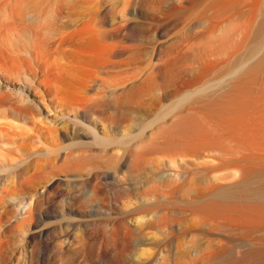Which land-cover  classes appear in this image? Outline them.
Wrapping results in <instances>:
<instances>
[{"label": "rangeland", "instance_id": "rangeland-1", "mask_svg": "<svg viewBox=\"0 0 264 264\" xmlns=\"http://www.w3.org/2000/svg\"><path fill=\"white\" fill-rule=\"evenodd\" d=\"M261 25L264 0H0V119L3 121L4 114L19 105L28 106L30 111L17 115L22 128L13 125L11 130L9 124L0 121V142L4 141L0 151L5 152H0V192L6 175L21 181V190L34 189L53 176L50 166L62 154L74 150L91 156L97 167L70 170L68 177L60 171L64 184L59 188L66 194L51 198L59 208L65 204L81 208V201L97 199L88 191L87 178L93 172L102 174L105 166L112 170L110 167L125 163L133 153L136 156L131 161L137 170L134 179L146 182L158 174L174 175L168 148L151 149V142L163 139L164 129L175 116L194 105L195 97L221 93L232 76L264 53V35L254 39ZM89 39L97 43L91 40V47ZM94 43L100 48L95 49L98 45ZM75 129L85 135L79 147L61 136V131L74 133ZM195 145L191 152L196 155L190 162L195 168L193 178L200 201L209 190L228 183L231 178H222L230 175L238 154L225 144L221 151L208 147L194 150L200 147ZM147 173L149 177L144 176ZM117 175L119 181L115 178L111 185L97 180L103 187L101 198L112 208V216L87 217L88 221L80 213L74 216L84 218L77 221L86 238L84 245L80 244L82 248L99 242L94 228L97 224L103 232L104 222L108 224L111 218L110 222L123 224L130 220V198L123 189L118 192L117 185L128 186L132 176L123 172ZM215 216L201 212L195 216V247L202 253L227 248L230 257L239 259L247 248L264 243V230H245L243 225ZM52 219H46L45 225L57 222ZM60 222L67 224V220ZM1 230L0 225V236ZM14 233L4 242L11 243L7 247L17 259V254L23 257L20 251L33 244L23 232L15 229ZM113 233L112 240L124 245ZM185 234L184 230L176 236L175 246L181 244L182 237L187 242ZM64 235L61 240L49 236L41 245L36 244L38 257L48 258L52 248H61ZM183 244L177 247L186 248ZM22 260H15L16 264Z\"/></svg>", "mask_w": 264, "mask_h": 264}, {"label": "bare ground", "instance_id": "bare-ground-1", "mask_svg": "<svg viewBox=\"0 0 264 264\" xmlns=\"http://www.w3.org/2000/svg\"><path fill=\"white\" fill-rule=\"evenodd\" d=\"M254 33V39L264 35V25L259 26ZM89 40L93 41L94 39ZM94 42L97 43L96 40ZM95 45L97 46L98 44ZM100 46L98 45L95 49L100 48ZM91 47H93L92 44ZM255 48L257 46L252 49ZM157 55L159 56L161 53ZM232 77V80H230L231 78L229 79L230 82L221 93L195 97L194 105L187 108L179 116H175L170 125L168 124V127L164 129L163 139L159 142L155 141L156 143L154 141L151 142L152 144L149 146L151 149L165 147L164 150H166L168 148L167 150L169 151H166L170 154V160H172V163L170 162L172 165H170L173 166L171 168L174 169V175L165 176V174H158L153 177L154 179L146 182L140 181L141 179H134L133 175L137 170L132 164L133 160L131 161L136 156L133 153L130 155L131 158H127L125 163L119 164L121 163L119 159V165L110 167L112 170L108 166V169L105 166L103 170L99 167L98 170H102V174L96 175L93 172L94 175L92 174V176L87 178L88 181L85 184L89 187L88 191L94 194L97 199L91 200L92 202L95 201V204L88 199L79 200L82 202L81 206L83 208L77 207L78 209L68 207L69 204L65 206L66 204L64 205L62 200L63 203H60L64 206L59 208L60 206L58 207L57 204L52 203L53 199L51 198L61 192L63 195L66 194H64V191H60V185L63 183L62 179H64L60 178V175H62L60 171L66 172L67 174H64V177H68L70 170L78 169L79 171L87 168V166L92 168L95 162L91 156L78 154L75 152L76 150L62 154L58 161L50 166L53 176L47 181L39 182L38 186L28 191L21 190V181H16V178L14 179L15 181L12 179L15 176L6 175L2 180L0 192L2 193L0 194V225L2 228L0 236V264H16L15 260L20 258H23V260L21 263L17 261L19 264H264V243L261 245L258 243L251 249L247 248L244 255L239 259L230 257L231 255L228 254L227 248L210 249L205 251L204 254L202 253L203 250L195 247L196 233L198 232L195 233V230H197L195 216L198 212L225 218V221L227 220L229 223L236 222L238 225L245 226V230L247 228L250 231L264 230V53L253 59ZM4 93L8 92L5 91ZM3 94L1 95L3 96ZM20 112H30L29 107L19 105L15 109L13 108L12 112L4 114L6 122L5 119L3 121L0 119V121L9 124L11 128L14 126L19 128L21 123L19 124L17 115ZM1 122L0 124L2 125ZM61 136L64 140L69 142L71 140L72 142L70 143L74 144V147H77L76 145L79 147L82 145L81 141H83L82 139L85 135L75 129L74 133L63 130L61 131ZM6 142L8 144V141L5 140ZM2 143L4 141L1 140L0 146ZM14 143L16 144V141ZM14 143H12L13 146ZM195 144L200 145V147ZM224 144L238 154L232 162L233 166L230 175L222 178V180L231 178L229 180L230 183L229 181L225 184L221 183L217 188L206 192L203 197L200 195L202 199L199 201L196 193L198 190H196L197 187H195L196 184H194L193 178L195 168L192 165V161L196 154H194L195 151L191 152L192 146L195 145L197 147H194V150L202 149V147H205L204 149L208 147V150L221 147L224 150ZM221 148L219 149L220 151ZM228 148L226 150L225 147V150L229 151ZM0 150L3 149L0 148ZM0 152L2 154V151ZM94 167L95 169H93L96 170L97 166ZM49 169L48 171L51 172ZM121 172L127 177L132 176L131 179H127L128 186L124 182L122 184L126 185V187L122 188L123 186L121 185H117L118 189L115 187V191L117 189L119 192L123 189L126 198H130L129 202L132 207L130 209H128L127 205L126 207L128 208L125 207L130 214H126L129 215V222L126 224L116 220L110 222L112 219L110 217L108 224L104 222L105 230L103 232L101 224H97L94 228L100 236L99 242L88 248H82L80 244L84 243L83 240L86 238H84V234H81L82 230L80 231L81 228H79V225L77 226V221H82L83 217L77 219L74 217L75 214L80 213L86 218L112 216L114 214H112V208L103 202L102 199L104 198H101L102 186L100 187L98 182L102 179L107 185H111L115 178H119L117 174ZM146 175L148 173L144 176L149 177ZM125 180L126 178L123 179V181ZM83 181V179L80 180L81 183ZM119 186L121 187L119 188ZM61 190H64V188ZM116 201H118V198ZM70 204L75 207L72 203ZM113 210L115 209L113 208ZM122 210L124 211V209ZM50 218L57 219V222L52 219L55 220L54 223L45 225L46 219ZM58 220H67V224L63 225L64 223L61 224ZM15 229L20 233L23 232L22 235H25L23 237L28 241L30 240L31 245L33 244L32 247L29 244L27 249L26 247L24 250L22 249L23 251L20 252H22L23 257L17 254V259L13 257L15 253H13L11 248L7 247L9 245L7 243L10 242H4V239L7 241L6 238L11 236L10 233L12 231L13 233L15 232ZM184 230L187 233V235L185 234L187 242L183 241L185 240L182 237L183 234L181 236L183 238H181L182 241H178L181 243L180 247H182L183 242L184 246L186 244V248H178L179 246H175L174 243L176 242L174 240ZM85 231H87V228ZM111 233L116 234L124 245H118L117 242L119 241L117 238L115 243V240L113 239V241L111 238ZM62 234L64 235L63 238L66 237L65 241L62 239L65 242V246H63V242L61 248H52L53 253L48 258L46 256L38 257V249L34 247L36 244L39 243L41 245L42 243L40 244V242H43L49 236L59 239ZM14 237L16 238V234ZM19 238L22 237L20 236ZM10 239H12V242L13 238ZM22 239L20 242L23 241ZM12 247L14 249V246Z\"/></svg>", "mask_w": 264, "mask_h": 264}]
</instances>
